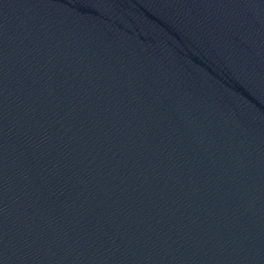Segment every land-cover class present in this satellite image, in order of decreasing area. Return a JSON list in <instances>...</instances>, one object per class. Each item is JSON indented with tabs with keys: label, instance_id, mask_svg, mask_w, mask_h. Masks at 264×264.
<instances>
[{
	"label": "water",
	"instance_id": "1",
	"mask_svg": "<svg viewBox=\"0 0 264 264\" xmlns=\"http://www.w3.org/2000/svg\"><path fill=\"white\" fill-rule=\"evenodd\" d=\"M0 264H264V0H0Z\"/></svg>",
	"mask_w": 264,
	"mask_h": 264
}]
</instances>
